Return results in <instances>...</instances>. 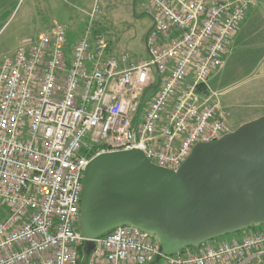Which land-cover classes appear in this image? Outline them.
<instances>
[{"label": "built area", "instance_id": "2783aa9c", "mask_svg": "<svg viewBox=\"0 0 264 264\" xmlns=\"http://www.w3.org/2000/svg\"><path fill=\"white\" fill-rule=\"evenodd\" d=\"M95 0L92 20L100 12ZM153 26L149 60L115 58L88 26L70 45L55 24L23 41L0 69V264H244L264 257V233L210 241L177 255L133 227L87 240L80 231L84 180L97 156L139 149L177 171L194 147L231 133L218 101L200 91L256 0H144ZM191 79L189 84H186Z\"/></svg>", "mask_w": 264, "mask_h": 264}, {"label": "water", "instance_id": "95a60500", "mask_svg": "<svg viewBox=\"0 0 264 264\" xmlns=\"http://www.w3.org/2000/svg\"><path fill=\"white\" fill-rule=\"evenodd\" d=\"M262 225L264 116L196 145L177 171L134 149L95 157L85 174L80 231L87 240L133 227L172 256Z\"/></svg>", "mask_w": 264, "mask_h": 264}, {"label": "rangeland", "instance_id": "374dc122", "mask_svg": "<svg viewBox=\"0 0 264 264\" xmlns=\"http://www.w3.org/2000/svg\"><path fill=\"white\" fill-rule=\"evenodd\" d=\"M256 1L258 4L248 12L238 50L235 52V45L232 46L231 56L211 77L209 88L198 93L201 103L212 97L210 102L221 104L231 133L264 116V3ZM94 4L95 0H0V69L5 58L13 57L23 41L37 39L55 24L67 28L71 46L91 25L105 36L110 52L120 62L124 57L133 64L149 60L146 38L153 20L146 12L144 0H101L100 12L92 20ZM262 229L264 225L217 240H241L240 234Z\"/></svg>", "mask_w": 264, "mask_h": 264}, {"label": "crops", "instance_id": "0c3cea01", "mask_svg": "<svg viewBox=\"0 0 264 264\" xmlns=\"http://www.w3.org/2000/svg\"><path fill=\"white\" fill-rule=\"evenodd\" d=\"M257 2H258V1H257ZM261 2L264 3V0H261ZM257 4H258V3H257ZM252 9H253V8H252ZM249 11H250V10H249ZM248 15H249V13L246 14V17H245L244 21L242 22L241 26L239 27V30H238L236 36L233 38V40L231 41V43H230V45H229V48H228V50H227V53H226V55L224 56V65H225L226 61L228 60V58L231 56L232 51L234 50V48H233L232 46L235 45V52H236V50H238L239 39H240L241 36L243 35V27H244V25H245V23H246V20H247V18H248ZM111 54H112V53H111ZM262 66H263V69H262V75L264 76V61H263ZM215 74H216V73H215ZM257 233H264V229L260 230V232H257ZM246 234H247V233H246ZM246 234H244V235L242 234V236H241V234H240V237H239V236H238V237L242 240V238L245 237ZM235 240H239V239L235 238ZM244 264H264V257H262V258H258V257H256V256H249V257L246 258Z\"/></svg>", "mask_w": 264, "mask_h": 264}, {"label": "trees", "instance_id": "16d2710c", "mask_svg": "<svg viewBox=\"0 0 264 264\" xmlns=\"http://www.w3.org/2000/svg\"><path fill=\"white\" fill-rule=\"evenodd\" d=\"M98 32V31H96ZM90 253L88 252V245L85 244L78 249L79 261L78 264H86Z\"/></svg>", "mask_w": 264, "mask_h": 264}]
</instances>
